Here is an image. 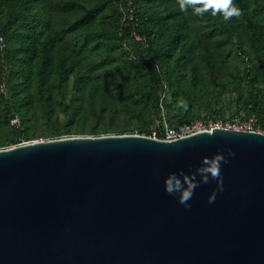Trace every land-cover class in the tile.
<instances>
[{
  "label": "water",
  "instance_id": "95a60500",
  "mask_svg": "<svg viewBox=\"0 0 264 264\" xmlns=\"http://www.w3.org/2000/svg\"><path fill=\"white\" fill-rule=\"evenodd\" d=\"M217 153L228 163L214 203V180L188 208L164 190L168 174ZM0 264H264V132L217 126L2 147Z\"/></svg>",
  "mask_w": 264,
  "mask_h": 264
},
{
  "label": "rangeland",
  "instance_id": "374dc122",
  "mask_svg": "<svg viewBox=\"0 0 264 264\" xmlns=\"http://www.w3.org/2000/svg\"><path fill=\"white\" fill-rule=\"evenodd\" d=\"M66 1L33 0L27 4L31 14H47L54 26L58 38L49 51L43 52L42 36L50 28L39 37L37 48L26 46L25 35L11 38L13 59L4 63L0 72L5 81V87H0L5 95L0 97V148L14 144L13 140L92 135L91 129L102 134L121 130L144 134L141 128L153 131L159 124H174L176 116L209 120L245 115L247 107L264 101V42L258 39L252 45L246 21L233 18L226 23L221 17L185 14L176 0L141 2L142 10L155 11L160 17L148 23L154 45L166 42L177 27L183 29L150 70L129 60L125 54L129 41L124 38L120 45L115 35H109L115 20L113 0L104 6H98L100 0ZM11 6L7 3L0 12V23L7 21ZM254 10L257 23L264 24V0ZM183 45L188 49L182 50ZM238 45L246 51L247 59L237 54ZM63 53L79 60L82 73L69 74L66 82L60 83L57 67ZM253 67L262 75L244 78V70ZM6 105L20 118L19 131L7 122Z\"/></svg>",
  "mask_w": 264,
  "mask_h": 264
},
{
  "label": "trees",
  "instance_id": "16d2710c",
  "mask_svg": "<svg viewBox=\"0 0 264 264\" xmlns=\"http://www.w3.org/2000/svg\"><path fill=\"white\" fill-rule=\"evenodd\" d=\"M7 2H1L0 3V12L7 6V3H11L10 9H8V17L7 21L4 23H0V33L4 37V47L0 48V51L3 53H0V72L1 69L6 62H10L13 59V54L10 52L9 43L11 41L12 36L15 35H25L28 37V46L29 48H37L41 41L39 40V37L43 35L46 29L50 28V31L46 32L42 36L43 41V52L49 51L52 44H54V41L56 38V32L53 28L54 26L50 25V19L47 14L44 16H35L34 14H31L28 9V3L30 4L33 0H6ZM146 0H132L135 8V14H136V20L137 25L136 30L139 34H141L146 42L147 46H144L142 42L140 41H132L128 43V49H125V54L128 55L129 60L137 65H144L147 66L150 70L154 69V66L157 63V59H161L164 54L167 51V48L169 44L173 43L177 36L178 32H183V29L181 27H177L175 31L169 34L168 39L166 42L160 43L158 45H154V38L153 35H151V29L152 26H150L148 23L152 22L155 23L160 20V17L158 16L157 12L151 11L148 13L145 10H142L140 8V3L145 2ZM261 0H235V3L237 6H239L243 10V15L240 18H235L241 21H246L248 23V26L251 29V43L252 45H255V41L258 39H262L264 42V24H258L255 19V7L258 5V3ZM66 3L73 4V0H67ZM106 3H108V0H100L98 3V6H104ZM113 16L115 17L114 20V28L109 33L116 36V43H119L122 45L124 38L128 37L131 28H133L132 21L124 18V13L120 9L119 0H113ZM112 6V4H111ZM84 11L88 12L89 9L84 7ZM175 14V11H173ZM31 14V15H29ZM30 16V19L27 18V16ZM210 15V14H207ZM211 16V15H210ZM210 16L209 19L214 21ZM183 24V23H182ZM108 35V36H109ZM104 40H107V33L103 36ZM264 48V43L262 44ZM182 50L184 48V45L181 46ZM59 49L62 50V46L59 45ZM237 54L243 58L247 59L246 51L244 48L240 45L236 48ZM64 54V53H63ZM60 55L59 57V65L57 67V74L59 76V82H66L69 74H73L75 76H78V73L81 72V67L79 64V60L76 58H72L69 54ZM130 55V56H129ZM135 56V58L132 59L131 56ZM185 55V52L182 54V57ZM79 57H81V54H79ZM67 58L69 60H67ZM205 61L210 63V58L208 56L205 57ZM119 65H122L120 62ZM82 73V72H81ZM260 75L259 68H247L244 70V78L247 79H253L258 78ZM5 87V81L0 78V85ZM15 88V86H13ZM155 89V87H154ZM4 92H0V97L3 98L5 95ZM157 99V98H156ZM5 109V116H7V122L9 123V120L12 116H17L14 113H11L10 109L6 105ZM70 108L68 107L67 110ZM247 113L246 116L253 115L258 122H260L261 125H264V101L259 103H254L253 106L246 108ZM8 113V114H7ZM18 117V116H17ZM222 117L223 116H217L212 119ZM195 119H201L205 120L206 118L200 117V116H184V117H178L175 118V123L170 124V126L177 127L178 125L182 124L183 122H188ZM19 123L21 124L20 118L18 119ZM158 128V129H157ZM155 129L156 136L157 137H163V125L159 124L158 127ZM17 131H19V125L17 126ZM93 134L92 135H99L102 134L103 131H97L96 129H91ZM142 132L145 135H150L152 131H149L148 128L143 127L141 128ZM124 131L121 130L117 133H123ZM83 135H91V134H83ZM59 137V136H58ZM18 140H13L14 144H17ZM20 143V142H18ZM1 145V144H0ZM13 145V144H12Z\"/></svg>",
  "mask_w": 264,
  "mask_h": 264
},
{
  "label": "clouds",
  "instance_id": "9594fccd",
  "mask_svg": "<svg viewBox=\"0 0 264 264\" xmlns=\"http://www.w3.org/2000/svg\"><path fill=\"white\" fill-rule=\"evenodd\" d=\"M179 10L182 13L204 17L210 14L212 17H221L224 22L233 18H240L243 10L236 5L235 0H176ZM228 156L234 155L231 149L226 150ZM228 163V157L223 153H217L212 157H202L201 163L196 166L195 171L185 173L183 170L170 173L163 180L164 190L186 208L188 203L201 184H208L210 180L216 181V190L208 195V202L214 203L217 191H223V178L221 176V164ZM199 176V180H197Z\"/></svg>",
  "mask_w": 264,
  "mask_h": 264
},
{
  "label": "built area",
  "instance_id": "2783aa9c",
  "mask_svg": "<svg viewBox=\"0 0 264 264\" xmlns=\"http://www.w3.org/2000/svg\"><path fill=\"white\" fill-rule=\"evenodd\" d=\"M120 9L124 13V18H127L132 21L133 28H131L128 37L125 39L129 42L132 41H140L144 46H147V42L145 38L138 33L136 30V14L134 11V4L132 0H119ZM4 47V37L0 33V48ZM1 89H3L2 84L0 85ZM10 125L17 127L19 125V120L16 116H12L9 120ZM224 127L231 129H242V130H253L264 132V125H261L260 122L253 116H246L243 114H235L230 117H218L215 119L209 120H201L195 119L188 122H183L177 127H173L165 124L163 126V137L166 139L176 138L179 136H184L187 134H191L200 130L211 129L212 127ZM151 136L157 137L155 129L151 132Z\"/></svg>",
  "mask_w": 264,
  "mask_h": 264
}]
</instances>
